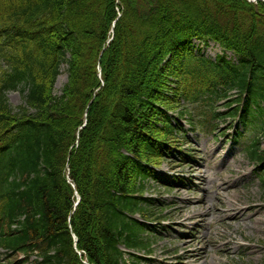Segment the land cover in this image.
I'll return each instance as SVG.
<instances>
[{
	"label": "trees",
	"instance_id": "16d2710c",
	"mask_svg": "<svg viewBox=\"0 0 264 264\" xmlns=\"http://www.w3.org/2000/svg\"><path fill=\"white\" fill-rule=\"evenodd\" d=\"M119 2L105 45L114 0H0V218L8 231L0 245L36 252V264H124L119 246L149 244L133 216L149 220L158 211L143 197L145 181L152 166L181 151L180 119L194 127L234 117L237 108L213 109L231 93L226 106L242 102L243 122L264 118V3ZM192 38L213 40L238 63L193 55ZM65 66L67 82L56 94ZM16 90L15 111L5 94ZM246 155L264 165L258 140ZM66 166L80 196L71 216Z\"/></svg>",
	"mask_w": 264,
	"mask_h": 264
},
{
	"label": "rangeland",
	"instance_id": "374dc122",
	"mask_svg": "<svg viewBox=\"0 0 264 264\" xmlns=\"http://www.w3.org/2000/svg\"><path fill=\"white\" fill-rule=\"evenodd\" d=\"M246 1V0H245ZM211 56L213 52L208 51ZM65 82V76H61L56 84L59 89ZM10 104L14 107L20 105L18 94H10ZM186 130L188 126L183 122ZM225 125L222 124L221 128ZM189 132V131H188ZM189 132L186 149L192 150L195 160L194 168H180L163 165L158 171V176L182 175L184 187L172 191L158 188L154 182L155 191L149 189L147 196H155L165 206L161 216L168 217L163 223L167 232L162 240L154 245L153 253L148 257L149 264H175V258L186 252L187 242L192 241L191 256L203 255L206 258L196 260L189 259L185 264H264V198L262 188L258 183V174L254 171L249 161L239 156L236 145L225 143V139L216 136H196ZM219 135V134H218ZM232 136V133H228ZM264 144V138L262 140ZM196 150V152L194 151ZM200 152V153H197ZM213 152L215 153L214 156ZM226 162L223 163V160ZM202 175H207L208 187H204ZM188 180H193L192 183ZM227 187V191L217 194L216 186L219 181ZM207 182H204L206 184ZM207 191V205L199 204ZM226 198L240 200V208L234 210ZM220 197L222 206H218L217 199ZM250 208V209H248ZM214 209H217L215 211ZM233 211H245L239 223L228 218ZM259 210L255 212V210ZM227 214L225 215V212ZM209 212V213H207ZM205 214H209L204 216ZM194 217V218H189ZM255 218L261 219L256 220ZM189 219V220H186ZM205 221L202 230H198L199 240H188L185 237L188 232H195L200 220ZM185 238V240H183ZM183 240V243L180 241ZM182 249V250H181ZM203 249V251H202ZM180 250L177 255H172ZM5 257L0 258V263L7 264Z\"/></svg>",
	"mask_w": 264,
	"mask_h": 264
},
{
	"label": "bare ground",
	"instance_id": "6f19581e",
	"mask_svg": "<svg viewBox=\"0 0 264 264\" xmlns=\"http://www.w3.org/2000/svg\"><path fill=\"white\" fill-rule=\"evenodd\" d=\"M115 1V5H116V8H115V11H116V14H117V11L119 10V2L114 0ZM227 202H229L228 204H230L231 206L233 207H236L237 209H239V205H240V201L237 200V199H230V198H226ZM202 204V203H201ZM250 209V208H248ZM259 211L258 209L255 210V212ZM244 213L245 211H239L238 214L237 213H234L232 214V217L234 219H237V220H240L243 216H244ZM227 214V211L225 212V215ZM256 220H261V219H258V218H255ZM261 223H264L263 220L260 221Z\"/></svg>",
	"mask_w": 264,
	"mask_h": 264
}]
</instances>
